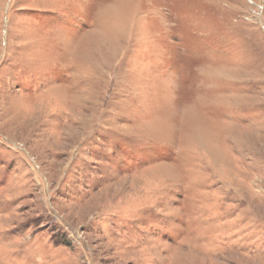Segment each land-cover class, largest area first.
Segmentation results:
<instances>
[{"label": "rangeland", "instance_id": "1", "mask_svg": "<svg viewBox=\"0 0 264 264\" xmlns=\"http://www.w3.org/2000/svg\"><path fill=\"white\" fill-rule=\"evenodd\" d=\"M0 264H264V0H0Z\"/></svg>", "mask_w": 264, "mask_h": 264}]
</instances>
